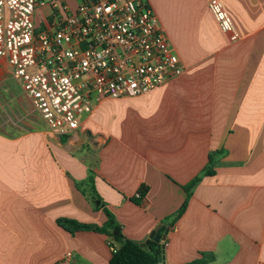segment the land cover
Returning a JSON list of instances; mask_svg holds the SVG:
<instances>
[{
    "label": "crops",
    "instance_id": "1",
    "mask_svg": "<svg viewBox=\"0 0 264 264\" xmlns=\"http://www.w3.org/2000/svg\"><path fill=\"white\" fill-rule=\"evenodd\" d=\"M81 1L40 2L35 31ZM146 1L183 73L144 95L101 97L69 135L48 128L0 57V264H110L109 236L57 223L102 226L105 206L139 244L168 230L164 264H264V0H221L236 42L205 0ZM91 173L100 206L77 186Z\"/></svg>",
    "mask_w": 264,
    "mask_h": 264
},
{
    "label": "built area",
    "instance_id": "2",
    "mask_svg": "<svg viewBox=\"0 0 264 264\" xmlns=\"http://www.w3.org/2000/svg\"><path fill=\"white\" fill-rule=\"evenodd\" d=\"M53 1L58 7L57 0ZM44 0H0V57L48 128L69 135L101 97L144 95L184 71L146 0L62 5L50 30L35 31ZM231 42L239 38L221 0H205Z\"/></svg>",
    "mask_w": 264,
    "mask_h": 264
},
{
    "label": "trees",
    "instance_id": "3",
    "mask_svg": "<svg viewBox=\"0 0 264 264\" xmlns=\"http://www.w3.org/2000/svg\"><path fill=\"white\" fill-rule=\"evenodd\" d=\"M206 174H212V171L208 170ZM199 180V178H196L185 187L188 196L179 209L177 217L185 212L191 194L190 190ZM77 186L91 199V201L97 203V201L101 200L95 189L94 176L92 173L86 181L79 182ZM146 192V188L141 189L139 196L133 198V201L139 204ZM104 211L107 216V221L102 226L81 223L77 220L67 218L58 219L57 223L69 233H75L81 230H94L109 236L111 238L109 244L113 250L110 264H160V257L162 255L160 242L152 240L149 249L142 248L139 243L123 235L121 225L116 221L114 214L106 206L104 207ZM210 260H212L211 255H203L202 258L186 264H208Z\"/></svg>",
    "mask_w": 264,
    "mask_h": 264
},
{
    "label": "water",
    "instance_id": "4",
    "mask_svg": "<svg viewBox=\"0 0 264 264\" xmlns=\"http://www.w3.org/2000/svg\"><path fill=\"white\" fill-rule=\"evenodd\" d=\"M96 204L98 206L101 205L100 204V201H97ZM160 227H161L160 225L156 227V229L151 233L150 239L146 243L140 244V246L142 248H146L150 244L151 240H154L155 242H161L162 240H165L166 235L168 233V230H166L165 233H164V235L161 236V234L158 232V230L160 229ZM160 248H162V251L164 252V248L165 247H164L163 244H160ZM164 260H165V258H164L163 254H162L161 257H160V264H164V262H165Z\"/></svg>",
    "mask_w": 264,
    "mask_h": 264
},
{
    "label": "rangeland",
    "instance_id": "5",
    "mask_svg": "<svg viewBox=\"0 0 264 264\" xmlns=\"http://www.w3.org/2000/svg\"><path fill=\"white\" fill-rule=\"evenodd\" d=\"M2 77V75L0 74V78ZM2 81H1V79H0V100H2L3 99V92H1V91H3L2 90ZM2 103L3 102H0V112H2L3 111V107H1V105H2ZM92 119H93V121L98 125L99 124V115H98V111H95L93 114H92Z\"/></svg>",
    "mask_w": 264,
    "mask_h": 264
}]
</instances>
